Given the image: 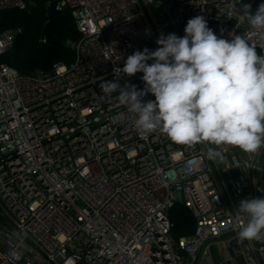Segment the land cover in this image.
I'll list each match as a JSON object with an SVG mask.
<instances>
[{
	"label": "built area",
	"instance_id": "obj_1",
	"mask_svg": "<svg viewBox=\"0 0 264 264\" xmlns=\"http://www.w3.org/2000/svg\"><path fill=\"white\" fill-rule=\"evenodd\" d=\"M51 3L75 20L72 61L21 74L1 61L18 31L0 33V264H215L213 245L230 264H264V243L237 238L247 217L236 209L264 198V147L222 146V159L209 160L206 144L142 136L119 92L102 91L106 80L144 89L142 72L118 77L114 69L137 50H156L161 34L183 37L195 16L264 56V33L240 20L243 4L254 14L264 0ZM28 6L0 0V11ZM178 205L195 219L179 238Z\"/></svg>",
	"mask_w": 264,
	"mask_h": 264
},
{
	"label": "clouds",
	"instance_id": "obj_2",
	"mask_svg": "<svg viewBox=\"0 0 264 264\" xmlns=\"http://www.w3.org/2000/svg\"><path fill=\"white\" fill-rule=\"evenodd\" d=\"M240 12L264 33V3L254 14L248 3ZM184 33L161 34L156 50H137L114 69L118 77L142 72L144 89L106 80L102 91L119 92L114 98L135 114L142 136L160 132L176 144H206L212 161L222 159V146L257 154L264 147V56L241 35L219 38L203 16L189 19ZM148 93L155 100L144 102ZM236 209L247 217L237 238L264 243V198L242 199Z\"/></svg>",
	"mask_w": 264,
	"mask_h": 264
},
{
	"label": "trees",
	"instance_id": "obj_3",
	"mask_svg": "<svg viewBox=\"0 0 264 264\" xmlns=\"http://www.w3.org/2000/svg\"><path fill=\"white\" fill-rule=\"evenodd\" d=\"M11 23L18 27L7 29L5 25ZM7 30L18 33L13 46L1 57V61L21 74H29L36 69L47 70L56 62L73 60L74 54L68 42L79 36L75 20L69 11H57L49 0H29L26 9L0 11V33ZM43 38L46 42L42 41ZM171 218L174 222L172 231L177 238L193 231L195 219L184 206H176Z\"/></svg>",
	"mask_w": 264,
	"mask_h": 264
},
{
	"label": "crops",
	"instance_id": "obj_4",
	"mask_svg": "<svg viewBox=\"0 0 264 264\" xmlns=\"http://www.w3.org/2000/svg\"><path fill=\"white\" fill-rule=\"evenodd\" d=\"M212 253L214 259L213 261L215 264H230L229 262H225L224 252L221 250V248L218 245L212 246ZM237 261L240 260L238 259Z\"/></svg>",
	"mask_w": 264,
	"mask_h": 264
},
{
	"label": "rangeland",
	"instance_id": "obj_5",
	"mask_svg": "<svg viewBox=\"0 0 264 264\" xmlns=\"http://www.w3.org/2000/svg\"><path fill=\"white\" fill-rule=\"evenodd\" d=\"M14 25H16V24H7V25H5V27L7 28V29H14L15 27H18V26H14ZM31 29H29V31H30ZM34 30V29H33ZM73 41V40H72ZM72 41H69L68 42V45H69V47H70V44H71V42ZM70 50H71V47H70Z\"/></svg>",
	"mask_w": 264,
	"mask_h": 264
}]
</instances>
